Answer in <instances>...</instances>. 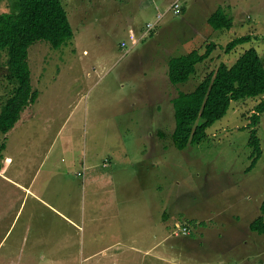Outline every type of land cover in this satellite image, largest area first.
Here are the masks:
<instances>
[{
  "label": "rangeland",
  "instance_id": "obj_1",
  "mask_svg": "<svg viewBox=\"0 0 264 264\" xmlns=\"http://www.w3.org/2000/svg\"><path fill=\"white\" fill-rule=\"evenodd\" d=\"M62 1L74 37L58 49L44 40L29 47L31 82L39 96L24 110L19 127L0 135V166L1 158L10 155L14 167L23 147L22 157L36 152L41 159L55 139L70 147L56 152L62 165L71 159L72 131L76 161L91 166L86 180L151 178L162 189L172 232L175 222L188 224L189 236L172 234V256L163 264H264V234L251 229L264 201V113L258 125L263 154L249 170V117L264 96L233 101L201 143L179 150L172 141V99L179 92L193 91L220 63L233 65L250 47L264 62V0H182L179 15L167 13L140 40L147 23L175 0ZM220 7L232 18L230 29L209 23ZM10 11L12 0H0V13ZM245 35H251L250 42L225 51L229 41ZM209 42L217 46L197 73L173 85L168 74L172 56L193 49L203 53ZM7 59V52H0V110L12 89ZM78 103L83 105L79 111ZM36 161L31 157L28 168H35ZM7 191L0 185V201L9 199Z\"/></svg>",
  "mask_w": 264,
  "mask_h": 264
},
{
  "label": "crops",
  "instance_id": "obj_2",
  "mask_svg": "<svg viewBox=\"0 0 264 264\" xmlns=\"http://www.w3.org/2000/svg\"><path fill=\"white\" fill-rule=\"evenodd\" d=\"M82 107L78 103L76 110ZM21 127L28 128L26 123H20ZM73 141L70 131L71 159L62 165L56 152L70 147L58 139L41 159L35 151L22 157L24 147L16 152L20 159L14 167L10 155L1 158L0 185L8 188L9 199L0 201L4 211L0 214V264L167 262L172 256L173 222L165 197L160 196L161 187L144 177L86 180L91 166L83 162L81 167L76 161ZM31 157L37 158L35 168H28ZM65 187L69 190L63 191ZM24 214L28 216L23 218Z\"/></svg>",
  "mask_w": 264,
  "mask_h": 264
},
{
  "label": "trees",
  "instance_id": "obj_3",
  "mask_svg": "<svg viewBox=\"0 0 264 264\" xmlns=\"http://www.w3.org/2000/svg\"><path fill=\"white\" fill-rule=\"evenodd\" d=\"M209 23L214 29H230L234 24L221 7L210 16ZM73 37L74 30L62 0H12V11L0 13V52H7L6 77L12 84L0 110V135L13 129L26 107L36 102L39 96V91L31 82L29 47L44 40L58 49ZM251 39V35L235 37L227 43L225 51L229 53ZM216 46L215 42H209L203 53L193 49L186 54L172 56L168 65L170 82L173 85L187 83L197 73L198 65L206 61ZM259 96H264V62L257 49L250 47L233 65L220 63L205 75L193 91L179 92L172 99L174 145L184 150L201 143L207 136V128L227 114L233 101ZM263 113L264 99L249 117V144L253 151L249 170L256 166L263 154L258 136ZM260 211L261 215L251 223V229L264 234V201Z\"/></svg>",
  "mask_w": 264,
  "mask_h": 264
},
{
  "label": "built area",
  "instance_id": "obj_4",
  "mask_svg": "<svg viewBox=\"0 0 264 264\" xmlns=\"http://www.w3.org/2000/svg\"><path fill=\"white\" fill-rule=\"evenodd\" d=\"M182 9H183L182 0H175V2L170 5V7L166 10V12H164V13L159 12L154 21H150L147 23L146 29H145V34L144 33L141 34V36H139L138 40H140V38L146 36V34L148 35V33L150 35V32L152 30L158 28L157 25L160 23V21H162L163 17L167 13H173L174 15H179L182 12ZM123 46H125V43H123ZM105 164L107 165L108 161ZM79 174L82 175V173H79ZM173 234L177 237L189 236L191 234V229L188 226V224L176 222V223H174Z\"/></svg>",
  "mask_w": 264,
  "mask_h": 264
},
{
  "label": "clouds",
  "instance_id": "obj_5",
  "mask_svg": "<svg viewBox=\"0 0 264 264\" xmlns=\"http://www.w3.org/2000/svg\"><path fill=\"white\" fill-rule=\"evenodd\" d=\"M184 224H187V223H184Z\"/></svg>",
  "mask_w": 264,
  "mask_h": 264
}]
</instances>
